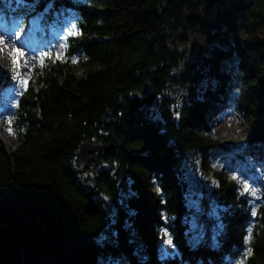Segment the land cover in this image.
Instances as JSON below:
<instances>
[{
  "label": "trees",
  "instance_id": "trees-1",
  "mask_svg": "<svg viewBox=\"0 0 264 264\" xmlns=\"http://www.w3.org/2000/svg\"><path fill=\"white\" fill-rule=\"evenodd\" d=\"M34 13L43 57L15 96V148L0 137V264H264V178L253 195L211 164L238 148L264 173V0H0L7 22ZM64 17L57 56L41 44ZM190 34L206 41L191 59ZM12 79L0 68V104ZM218 105L246 120L238 145ZM83 141L103 144L95 171ZM195 164L213 178L197 208Z\"/></svg>",
  "mask_w": 264,
  "mask_h": 264
},
{
  "label": "rangeland",
  "instance_id": "rangeland-1",
  "mask_svg": "<svg viewBox=\"0 0 264 264\" xmlns=\"http://www.w3.org/2000/svg\"><path fill=\"white\" fill-rule=\"evenodd\" d=\"M39 19L40 15L38 13L26 18L17 14L10 22L0 17V68L9 69L13 74L12 86L9 90L1 92L5 99L0 104V137L4 145L9 149H14L16 144L9 125L15 96L28 85V78L34 63L43 57V48L37 47V37L34 34L38 31ZM64 20V27L62 29L53 28V31L51 29L52 33L50 37L42 44L39 40V44L44 48L53 45L57 56L61 55L63 51L69 28L74 26L71 17L66 19L64 17ZM34 21H36L35 24ZM205 43V39L199 34H190L188 42L184 44L185 47L180 49V51L186 52L184 58L191 59L194 57L196 49ZM180 45L183 44H178V46ZM77 75H82L80 69L77 70ZM20 80L26 81V84L21 85ZM181 88L179 87V92H181ZM173 89L176 90L177 87ZM212 120L223 139L234 140V144H239L238 142L243 135L246 120L233 106L225 107L218 105L217 112L214 111L212 113ZM240 150L236 148L230 153L215 151L213 153L215 161H212L211 164L214 167L222 165L221 167H223V170L225 168L228 178H234L243 188L247 187L248 191L256 194L259 190V184L264 178V173L261 171L259 163L255 164L257 161L256 157L252 155L253 153L243 152L245 158H240ZM95 170L96 166L89 164L83 171L89 172ZM189 172V187L191 189L189 196L193 198L192 205L194 208H197L200 203L198 198L202 197L203 194L209 193L208 190L213 178L210 172H205L198 164L192 166ZM193 213L189 217L192 227L195 226L197 221ZM171 249H173L172 243L169 238H166V242L162 246V252L165 254Z\"/></svg>",
  "mask_w": 264,
  "mask_h": 264
},
{
  "label": "water",
  "instance_id": "water-1",
  "mask_svg": "<svg viewBox=\"0 0 264 264\" xmlns=\"http://www.w3.org/2000/svg\"><path fill=\"white\" fill-rule=\"evenodd\" d=\"M103 147V144L96 143V142H90V141H83L79 144V151H78V169L79 171H83L85 168L88 167V165L95 160V155L97 150ZM85 186L88 189L94 188V182L93 180H89L85 183ZM105 202H107L108 206L112 209V211H115L116 208L114 207L113 203L108 199L107 196H102Z\"/></svg>",
  "mask_w": 264,
  "mask_h": 264
},
{
  "label": "snow or ice",
  "instance_id": "snow-or-ice-1",
  "mask_svg": "<svg viewBox=\"0 0 264 264\" xmlns=\"http://www.w3.org/2000/svg\"><path fill=\"white\" fill-rule=\"evenodd\" d=\"M35 23H36V21H34V24H35ZM69 34L72 35V34H76V33H69ZM13 62H14V64H15V60H14ZM72 62H73V63H77L78 61L74 59ZM20 83H21V85H24V84H26V81H24V80H20ZM248 190H249V189H248L247 187H245L244 191H248ZM253 195H255L254 192H253ZM252 215H256V213L253 212ZM250 239H251V228L248 229V236L246 237V240L250 241ZM247 254H248V255L251 254V249H250V248L248 249ZM241 264H243V261L241 262Z\"/></svg>",
  "mask_w": 264,
  "mask_h": 264
}]
</instances>
